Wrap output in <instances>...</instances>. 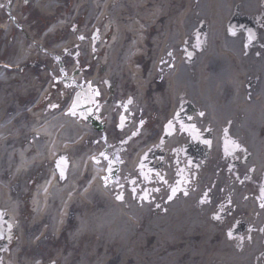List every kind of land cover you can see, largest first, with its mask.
<instances>
[{"label":"bare ground","instance_id":"bare-ground-1","mask_svg":"<svg viewBox=\"0 0 264 264\" xmlns=\"http://www.w3.org/2000/svg\"><path fill=\"white\" fill-rule=\"evenodd\" d=\"M56 2L38 6L51 15ZM85 5L82 31L93 25L98 37L90 50L81 45L77 68H84L80 81L92 75L89 83L98 92L92 102L107 116V137L102 135L107 140L96 138L80 110L63 108L67 88L57 87L56 71L41 77L42 83L21 86L27 79L20 72L38 59L40 43L22 29L8 67L0 70V214H6L16 239L8 249L15 261L5 258L2 264L50 259L54 264H264V204L248 188L264 170V35L246 47L242 35H231L225 27L236 7L256 14L258 0H87L74 8V25ZM17 10L15 4L14 15L22 20ZM204 21L209 24L206 43L189 62L183 49L192 46ZM54 34L48 30L42 41ZM70 36L58 48L73 44ZM86 36L80 32V39ZM80 44L77 39L73 46ZM42 94V102L24 105ZM11 95L26 98L23 105L15 107ZM125 100L129 119L121 113L120 120H130V126L114 129L117 103ZM183 101L195 108L196 127L210 130L212 156L199 176L193 181L187 176L174 191L167 189L172 180L160 188L156 178L142 183L136 163L157 143L140 135L137 125L157 122L159 129ZM224 135L242 146L247 167L234 173L220 167L217 147ZM184 136L177 130L165 140L168 155L159 165L174 166L170 150L184 145ZM120 139L128 140L119 172L111 176L99 157L106 149L117 150ZM61 153L71 157L64 178L50 169ZM130 177L138 185L134 192L127 184ZM118 192L125 197L119 199ZM30 195L32 211L26 207ZM213 209L240 222L239 231L223 234Z\"/></svg>","mask_w":264,"mask_h":264},{"label":"rangeland","instance_id":"rangeland-1","mask_svg":"<svg viewBox=\"0 0 264 264\" xmlns=\"http://www.w3.org/2000/svg\"><path fill=\"white\" fill-rule=\"evenodd\" d=\"M24 1V2H23ZM87 0H57L56 3H60L61 6L58 7L56 15L59 17L61 16L63 19L60 23H58L57 26L63 23L64 27H60V29L56 32V34L52 35L51 37L48 36L47 40L44 43V40L42 41L43 37L42 35L44 29L47 27L48 20H51L53 17L56 18V16H48L45 15L39 11H37L32 4V1L30 0H14V5L17 6V14L20 15V18L25 19L27 14H29V17H27V20L25 22L21 19L18 20V17H12L14 15V11H11L10 8H12V0H0V22L5 24L11 23V19L14 21V25L16 26L13 30V34L11 37H5L3 29L0 28V60L4 62H8L10 60L11 49L13 45V36L14 34L20 33L22 31V27H25V30L32 34L33 40L40 42L39 47H36V49L39 50V60L38 62H32L31 64H26L22 68V72L20 75H26L27 81L23 83L21 86H28L29 83L32 81H38V83L41 82L40 79H42L39 76V79L37 80L36 75H40V72H46L50 73V71L57 72L58 79V85L57 87L60 88H67L66 91H63V97L65 98V102L63 105V108H66L67 105L70 103L72 104L74 100L78 99L80 104L82 103V108L84 109L85 113L90 115V111H88L87 103L89 102V97L96 96L97 98V91L96 89L92 88L90 82V78L92 75H88L87 79H83V81H80V72L83 71V67L81 69L77 68V59L82 56V50L81 45L86 46L88 50H90V47L92 45V42L96 41V38L98 37V30L96 32V29H94L93 25H90L89 27L85 28V31H82L83 25L85 23V14L88 9V6L85 5L82 8V11L80 14H82L81 19L79 18V23L74 25L73 20L76 16H72L74 13V8L76 6H79L83 2H86ZM18 4V5H17ZM23 4V7L21 6ZM13 5V6H14ZM70 8L72 10L71 14L66 13V9ZM22 12V14L20 13ZM15 16V15H14ZM57 16V17H58ZM81 16V15H80ZM67 18H71V20H66ZM34 18H37V22L34 20ZM78 20V19H77ZM21 27V28H20ZM19 30V31H18ZM84 30V29H83ZM80 32L86 33L87 36L85 39H80ZM15 35V36H16ZM70 35H73L74 39L72 43H76L77 39L81 41V44L77 47H74L73 44H69L68 47L58 48L60 44L63 42H66L71 37ZM194 36L196 34L194 33ZM61 42V43H59ZM196 43V40L194 41ZM196 45V44H195ZM41 50V51H40ZM195 50V49H193ZM184 51V50H183ZM90 52L86 51V59L85 61L90 60ZM47 58V61H45ZM45 59V60H44ZM43 60V61H42ZM45 61V62H44ZM64 61H68L69 63L65 64ZM47 84H50V88H53V81L52 76H49V78L46 80ZM72 82L74 84H72ZM108 86V82L106 84L103 83L102 87ZM16 87V86H14ZM98 89V87H97ZM15 90V89H14ZM12 96V95H11ZM26 98H18L16 96L10 97V100L15 104V107L22 106L23 102ZM28 99V98H27ZM86 100H88L87 103ZM34 99L29 100V102H26L24 105L30 106L31 102H33ZM84 102V104H83ZM183 104L180 106L177 113H174L172 115V118L169 120L163 121L160 128L158 129L156 126H158V123H151L150 126L144 125V122L139 125V128H141V131L145 133L144 135H149L150 143L156 144V146L151 147L150 149H147L141 156L138 161V164H136L137 170L139 172V175L137 179H141L142 183L150 184L152 180H150V177L155 179L157 181V185L162 187V185H165L166 183H170L172 180V183L167 186V189L170 191L171 189H174L182 183L184 179L188 176L189 181H193L195 177L200 175L201 168L204 165V162L209 159L212 156L213 148L210 145L208 147L206 144H203L201 140H207L208 137H204V134L208 133V130H203V135L199 137L196 141L193 140L192 135L190 134V129H194L195 121L194 117L197 113H195V108H190L188 104ZM116 104V102H115ZM129 105V101L125 100L123 103H117V106H119L120 110H115V112H122L126 111L127 106ZM26 106V107H27ZM98 106V107H96ZM95 108H99V105H96ZM14 108L13 106H11ZM91 108H94V106L91 105ZM119 114L118 116L114 114V129L122 130L125 127H128L129 123H123L119 121ZM142 117V115H139V117ZM104 117L105 115L102 114V116L99 118L101 120H98L102 123H104ZM172 125V133L176 134L177 130L181 131V134H184L185 138V144L181 145L179 147H176L173 151L170 150V156L172 158L169 159V162L174 161V166L168 167L167 164L159 165V161L161 159L168 155L166 152V144H165V127L167 125ZM196 126V125H195ZM140 135H142L141 133ZM92 133L96 136V138L100 137H107V128H103L101 131H96L92 129ZM105 135V136H102ZM139 137V135H136ZM105 137L104 140H107ZM223 138V139H222ZM220 140L219 146L217 147V151L219 153V163L221 164L220 167H222L225 171H229L230 173H234V171L239 170L242 166H246L247 163V157L244 156L245 154H240V144L235 148V151L229 155L224 152V146L226 143H228L231 147H234L236 143V140L230 138L227 135H224ZM143 139V138H141ZM128 139H120L116 142L117 150L111 151V149H106L105 152L107 153L103 154V156H100L99 159L102 160L104 165V170L111 169V163H115L117 167H119L120 163V151L121 149H124V146L126 145ZM147 142V141H146ZM101 143V142H100ZM99 143V145H100ZM238 143V142H237ZM96 145V144H95ZM242 147V146H241ZM112 148V147H111ZM115 154V155H114ZM98 159V158H94ZM196 164V167H192V164ZM247 167V166H246ZM189 168V169H188ZM50 169L55 171L57 170L56 162H53L50 165ZM186 169H188V175L186 172ZM111 172V171H110ZM119 170L117 169L114 172H111V175L118 174ZM57 173V172H56ZM263 173H261L255 183L249 182V190L251 193L254 194L255 198L261 203L264 204V192L262 193V182H263ZM127 184L129 188L131 187V191L134 192L135 189L138 188V185L136 184V179L130 177L128 178ZM142 185V184H141ZM143 186V185H142ZM141 186V187H142ZM212 190V188H211ZM156 192H152L149 194V198H152ZM117 197L119 199H122L125 197L124 192H118ZM232 207L231 203L228 204V207ZM214 213L213 217L216 220L221 221L220 230L223 232V234H226V231H229L230 233H236L239 230L240 222H234L231 220L230 214L225 213V215L218 212V209H213ZM10 224H8V218L6 214L1 213L0 214V251L3 254V258L12 259L14 260V256H8V249H10L14 241L16 240L14 238V235L12 233H9ZM11 231L14 230L11 226ZM14 232V231H13ZM264 232V226L263 230L261 231L260 235H262ZM9 233V234H7ZM16 233V232H15ZM9 235V236H8ZM264 238V235H263ZM261 256L264 257V242H263V252L261 253ZM15 261V260H14ZM33 264H42L41 260L34 261ZM46 264H54L52 263L51 259Z\"/></svg>","mask_w":264,"mask_h":264}]
</instances>
